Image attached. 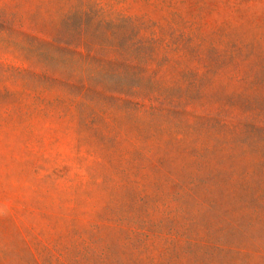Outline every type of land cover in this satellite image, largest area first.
Here are the masks:
<instances>
[{"label": "rangeland", "instance_id": "obj_1", "mask_svg": "<svg viewBox=\"0 0 264 264\" xmlns=\"http://www.w3.org/2000/svg\"><path fill=\"white\" fill-rule=\"evenodd\" d=\"M0 264H264V0H0Z\"/></svg>", "mask_w": 264, "mask_h": 264}, {"label": "trees", "instance_id": "obj_2", "mask_svg": "<svg viewBox=\"0 0 264 264\" xmlns=\"http://www.w3.org/2000/svg\"><path fill=\"white\" fill-rule=\"evenodd\" d=\"M84 15L87 16V14H84ZM92 21H94V20L90 19L88 21H85V24L82 27L83 38L85 37V31H89V29L94 28L93 37H94V40L96 41V43L98 45H101V46L104 45L103 43H109L110 44V42H109L107 37L110 35L109 32L115 29L116 24L115 23L106 22V21H99V22H92ZM102 32H106V33L104 34L103 37H100L99 33H102ZM112 43L116 44L113 39H112ZM121 45H123V44H121ZM110 46H112V48H113V46H115L116 48L114 50L120 56L123 57V55L125 54V51H123V48L121 46H116V45H113V44L110 45ZM124 56L126 57L127 60H130V58H131L130 54L124 55ZM82 80H83V82H88L89 81V79H85V78L84 79L82 78ZM130 89L131 88L123 86L121 88H117V90H115L114 93L118 94L120 96L132 95V94H130Z\"/></svg>", "mask_w": 264, "mask_h": 264}]
</instances>
